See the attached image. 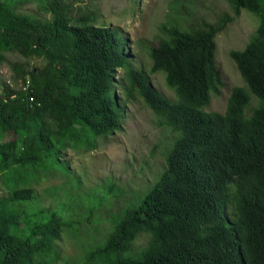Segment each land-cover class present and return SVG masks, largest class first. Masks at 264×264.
<instances>
[{"label":"trees","instance_id":"16d2710c","mask_svg":"<svg viewBox=\"0 0 264 264\" xmlns=\"http://www.w3.org/2000/svg\"><path fill=\"white\" fill-rule=\"evenodd\" d=\"M227 1L259 25L230 53L245 87L232 89L220 114L205 108L221 86L216 38L230 14L164 28L149 48L150 72L164 73L176 95L170 101L132 66L119 29L97 26L92 13L75 16L66 0H0V62L7 53L21 59L10 63L12 84L0 78V177L10 183L0 196V264H264V0ZM27 4L36 10L22 11ZM30 59L42 64L31 69ZM252 96L262 105L247 117ZM131 97L173 136L161 170L152 186L132 187L100 241L65 258L58 242L70 206L43 207L20 183L55 167L69 176L57 155L94 149L121 131ZM81 198L88 211L79 209L77 228L92 225L102 203Z\"/></svg>","mask_w":264,"mask_h":264},{"label":"rangeland","instance_id":"374dc122","mask_svg":"<svg viewBox=\"0 0 264 264\" xmlns=\"http://www.w3.org/2000/svg\"><path fill=\"white\" fill-rule=\"evenodd\" d=\"M73 4V13L93 14L97 26L114 27L125 35V48L134 68L142 70L153 87L170 101L176 100L174 91L167 86L162 72L151 73L149 48L164 38V28L177 26L185 30L194 19L210 23L225 14L233 21L227 30L216 38V62L220 75L219 93L212 92L206 112L225 113L227 101L234 87H245V83L230 57L234 50H242L255 35L259 21L251 13L241 10L234 13L227 0H66ZM36 10L34 4H27L22 11ZM6 61L0 62V78L12 84L10 63L21 60L18 55L7 53ZM29 68L42 64L40 59H30ZM122 70L115 71L114 78L120 84L117 97L122 99ZM29 80V77H27ZM20 82L18 88H20ZM125 105V118L121 131L107 138H101L98 147L77 153L68 148L57 156L63 160L66 176L55 167L39 176L24 175L21 186L33 188L40 196V204L56 208L65 202L70 210L61 215L68 220V228L62 232L58 242L65 258L78 257L82 251L101 240L108 231L111 213L128 196L132 187H150L160 172L164 152L169 147L172 134L167 127L159 126L157 117L138 97H131ZM262 102L252 96L246 108L249 117ZM144 169L141 173V167ZM10 183L0 177V196L7 194ZM144 187V188H145ZM67 194V197H66ZM82 195L95 196L101 205L90 217L92 225L86 223L76 227L74 219H82L79 209L88 211L82 204ZM69 196L73 202L68 203ZM136 198L133 199L135 201ZM78 202L80 203L78 206ZM65 209V206H64ZM60 264V263H59ZM64 264V263H61Z\"/></svg>","mask_w":264,"mask_h":264}]
</instances>
